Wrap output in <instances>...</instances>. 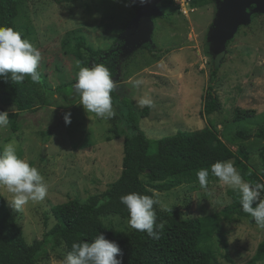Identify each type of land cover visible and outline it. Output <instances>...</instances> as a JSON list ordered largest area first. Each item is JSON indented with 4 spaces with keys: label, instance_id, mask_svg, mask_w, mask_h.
I'll return each mask as SVG.
<instances>
[{
    "label": "rangeland",
    "instance_id": "1",
    "mask_svg": "<svg viewBox=\"0 0 264 264\" xmlns=\"http://www.w3.org/2000/svg\"><path fill=\"white\" fill-rule=\"evenodd\" d=\"M200 2H191V9L185 5V13L176 0L169 6L158 3L160 13L151 18L153 30L146 43L154 46L153 51L140 47L131 53L122 51L126 64L115 78L119 83L115 91L120 98H130L136 108L142 97L153 100L154 107L140 120V127L153 146L156 139L178 130L211 126L232 150L239 144L247 145L251 150L248 162L259 173L258 148L262 142L253 135L264 126V13H251L250 22L241 25L224 49L215 53L211 35L218 5L215 0ZM136 10V5L124 0H21L15 27L40 51L39 70L46 83L55 87L59 83H75L77 38L82 36L94 49L107 48L119 38ZM213 70L215 80L210 83ZM136 80L142 83L134 86ZM209 84L217 94L220 109L205 115L202 108ZM237 107L255 110V117L247 122L232 121ZM0 110L10 113L15 108L0 102ZM69 112L71 123L66 125L63 116ZM19 120L18 136L10 135L9 125L0 129V136H10L8 142H15L18 156L38 168L48 194L44 200L30 201L16 211L9 202L12 194L2 186L0 193L21 227L25 242L31 244L55 224L52 207L71 198L84 202L117 179L122 132L126 128L117 112L111 120L87 113L79 104V95L72 103L56 97L53 105L22 113ZM115 129L120 132L119 137ZM241 129L251 137H236V131ZM8 142L1 141V146ZM227 190L234 189L212 176L206 188L199 183H183L168 191L152 192L157 193V209L177 208L180 218H189L219 211L230 201ZM128 219L113 214L100 216V221L119 236L132 230ZM221 225L230 261L224 258L221 242L214 236L208 246L214 251L217 264H245L264 238V229L244 218ZM66 254L64 245L48 248L38 264H63ZM256 264H264V260Z\"/></svg>",
    "mask_w": 264,
    "mask_h": 264
},
{
    "label": "trees",
    "instance_id": "2",
    "mask_svg": "<svg viewBox=\"0 0 264 264\" xmlns=\"http://www.w3.org/2000/svg\"><path fill=\"white\" fill-rule=\"evenodd\" d=\"M74 2L76 0H56ZM204 2V0H201ZM21 0H0V25L10 26L15 30V18ZM192 4H201L200 0H191ZM160 6L172 5V0H163ZM20 32V31H19ZM22 38H25V34ZM75 55L83 66L103 63L118 77L119 70L125 67L122 59L123 42L117 37L107 48H92L85 43L82 36L76 40ZM152 44H143L140 48L153 51ZM84 50V51H82ZM41 81L38 84L26 77L21 84L10 79L0 78V102L13 106L15 111L9 113L10 135L18 136L21 128L20 116L40 107L51 106L59 97L61 102L72 103L76 96L72 82L49 86L43 78L39 66ZM215 80V71H211L209 82ZM113 107L119 114L126 130L123 133L121 170L117 179L109 183L100 193L90 195L84 202L71 198L51 208L55 224L47 230L40 240L27 244L20 226L17 225L0 193V264H38L47 255V249L65 246L71 251L74 242H91L98 234L106 239L116 241L122 250L123 264H217L214 251L208 246L217 236L224 249V258L228 257V243L221 223H230L237 218L256 223L245 212L239 203L240 194L227 190L230 203L219 211L201 216L180 218L179 210L162 211L154 205L157 223L164 225L163 234L156 240L145 232L132 229L128 234L119 236L100 221L102 215L129 217L120 196L137 192L152 196L154 191L171 190L183 183H199L197 172L202 168L209 169L217 161L230 160L238 169L242 178L249 183L264 182V126L253 135L261 140L258 157L261 170L257 173L249 164L251 150L245 144H239L232 150L220 138L219 133L211 126L192 131L178 130L154 141V146L140 127V120L147 117L149 108H136L130 98H120L116 91L112 93ZM220 109L217 94L209 84L204 94L202 113L210 115ZM1 111V110H0ZM255 110L235 108L232 121L247 122L255 117ZM116 137L120 136L114 130ZM236 137L246 140L251 137L246 130L236 131ZM10 136H0L1 141H10ZM262 193L261 195H263ZM256 202L253 203V207ZM257 226V225H256ZM264 260V238L258 243L254 254L245 264H256Z\"/></svg>",
    "mask_w": 264,
    "mask_h": 264
},
{
    "label": "clouds",
    "instance_id": "3",
    "mask_svg": "<svg viewBox=\"0 0 264 264\" xmlns=\"http://www.w3.org/2000/svg\"><path fill=\"white\" fill-rule=\"evenodd\" d=\"M40 60V51L28 39L22 38L18 30L0 25V78L21 84L28 77L32 83L38 84L41 81L38 71ZM74 66L77 72L73 88L79 95V104L87 113H93L100 119L114 118L116 112L112 93L119 87V83L113 79V73L103 63L81 66V61L77 59ZM141 83L140 80L133 82L134 86ZM137 106L141 109L152 108L154 102L150 97H142L137 100ZM63 120L66 125L70 124L71 113H65ZM8 124V111H0V129L7 127ZM210 172L224 185L239 192L242 211L247 213L259 228L264 229V199H261L264 183L246 182L233 161H217L211 165ZM209 174L208 168H202L197 172L201 188L207 187ZM0 186L12 194L13 198L9 202L16 211L22 210L30 201L44 200L48 194L44 177L37 167L31 166L18 156L15 142L0 146ZM156 195L157 193L149 196L130 192L121 195L119 199L128 212V226L158 240L163 234L164 225L157 223L154 208V205L158 204V200L154 198ZM122 255L116 241L98 234L91 242H74L63 264H123Z\"/></svg>",
    "mask_w": 264,
    "mask_h": 264
},
{
    "label": "water",
    "instance_id": "4",
    "mask_svg": "<svg viewBox=\"0 0 264 264\" xmlns=\"http://www.w3.org/2000/svg\"><path fill=\"white\" fill-rule=\"evenodd\" d=\"M137 6L136 15L120 34L123 42L121 50L131 53L150 41L153 30V15L159 14L158 3L163 0H124ZM218 5L211 38L214 52L218 53L225 47L241 25L250 22L251 13H264V0H215Z\"/></svg>",
    "mask_w": 264,
    "mask_h": 264
},
{
    "label": "built area",
    "instance_id": "5",
    "mask_svg": "<svg viewBox=\"0 0 264 264\" xmlns=\"http://www.w3.org/2000/svg\"><path fill=\"white\" fill-rule=\"evenodd\" d=\"M176 1L179 4L180 9H181L182 12H184V13L187 12L183 8L185 5L188 6V9H191V7H190L191 0H176Z\"/></svg>",
    "mask_w": 264,
    "mask_h": 264
}]
</instances>
